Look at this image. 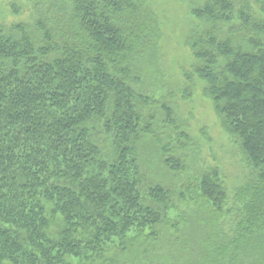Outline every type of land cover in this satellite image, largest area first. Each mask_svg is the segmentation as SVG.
Listing matches in <instances>:
<instances>
[{
  "label": "trees",
  "instance_id": "trees-1",
  "mask_svg": "<svg viewBox=\"0 0 264 264\" xmlns=\"http://www.w3.org/2000/svg\"><path fill=\"white\" fill-rule=\"evenodd\" d=\"M27 1L0 24V264H264V0H187L179 96L238 148L230 187L198 167L149 0Z\"/></svg>",
  "mask_w": 264,
  "mask_h": 264
},
{
  "label": "rangeland",
  "instance_id": "rangeland-1",
  "mask_svg": "<svg viewBox=\"0 0 264 264\" xmlns=\"http://www.w3.org/2000/svg\"><path fill=\"white\" fill-rule=\"evenodd\" d=\"M149 2L162 23L163 38L160 43L159 61L164 75L161 80L164 87L167 86L165 89L175 94L178 120L193 138L194 147L197 148L198 167L218 165L226 177L228 187L235 185L242 176V159L234 141L220 127L211 101L201 94L200 86L187 103L179 96L182 88L180 83L184 80L180 68H188L193 61L191 52L184 42L189 28L187 0ZM12 5H16L20 13H15ZM37 18L36 9L27 0H0V24L8 26L17 22L31 23ZM165 89L158 90L157 98L168 99L164 95ZM203 128H206L210 140L201 134Z\"/></svg>",
  "mask_w": 264,
  "mask_h": 264
}]
</instances>
